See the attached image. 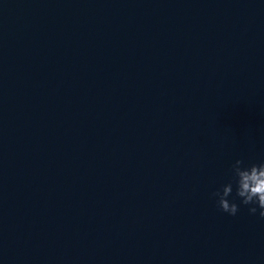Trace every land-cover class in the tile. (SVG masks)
Segmentation results:
<instances>
[{
  "label": "water",
  "instance_id": "water-1",
  "mask_svg": "<svg viewBox=\"0 0 264 264\" xmlns=\"http://www.w3.org/2000/svg\"><path fill=\"white\" fill-rule=\"evenodd\" d=\"M240 159L264 0H0V264H264Z\"/></svg>",
  "mask_w": 264,
  "mask_h": 264
},
{
  "label": "clouds",
  "instance_id": "clouds-1",
  "mask_svg": "<svg viewBox=\"0 0 264 264\" xmlns=\"http://www.w3.org/2000/svg\"><path fill=\"white\" fill-rule=\"evenodd\" d=\"M235 186V198L233 190ZM217 204L223 213L236 216L240 205L246 207L251 215L259 214L264 219V163L246 165L243 159L236 160L231 168L230 180L213 193Z\"/></svg>",
  "mask_w": 264,
  "mask_h": 264
}]
</instances>
